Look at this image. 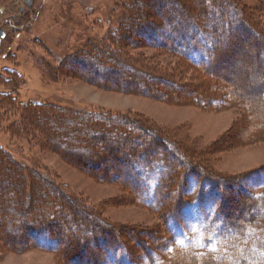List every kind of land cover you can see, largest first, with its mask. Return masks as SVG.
I'll return each mask as SVG.
<instances>
[{"label": "rangeland", "instance_id": "374dc122", "mask_svg": "<svg viewBox=\"0 0 264 264\" xmlns=\"http://www.w3.org/2000/svg\"><path fill=\"white\" fill-rule=\"evenodd\" d=\"M137 1L143 0H34L28 7L25 0H0V29L6 33L0 37V264H95L100 248L94 236L100 227L119 243L118 264H148L144 248L164 251L158 237L168 235V193H184V203L170 220L171 238L203 248L202 214H211L219 193L202 177L189 179L193 169L242 183L224 188V208L238 223L263 213L264 206L252 207L249 195L264 197V0H226L238 4L245 16L250 13L246 18L259 35L242 25L236 39L219 45L224 52L211 78L173 54L134 46L137 39L147 41L128 32L136 30L132 23L139 19L128 25L122 3ZM159 1L164 10L201 6V0ZM210 1L205 2L210 8L221 6V0L215 6ZM151 3L152 9L143 11L162 17L154 9L156 0ZM229 23L232 30L241 26L228 17L220 30ZM123 35L130 37L124 38L127 55L118 49ZM93 44L119 51L120 62L99 53L105 65L95 72L86 57ZM77 58L87 59L82 64ZM156 76L237 101L224 107H215L212 99L196 105L189 102L194 94L185 101L188 90L156 85ZM31 104L57 112L91 110L124 127L102 122L99 131L88 132L70 120L59 130L49 129L48 111L29 119ZM145 129L158 136L161 146L166 141L174 145L167 150L177 174L173 188L164 185L160 196L169 205L159 210L145 205L147 193L140 196L123 181L129 146L122 145L121 136L141 137ZM46 225L62 230L61 249L65 242L71 248L78 244L76 254L63 258L55 252L57 239L48 235Z\"/></svg>", "mask_w": 264, "mask_h": 264}, {"label": "trees", "instance_id": "16d2710c", "mask_svg": "<svg viewBox=\"0 0 264 264\" xmlns=\"http://www.w3.org/2000/svg\"><path fill=\"white\" fill-rule=\"evenodd\" d=\"M164 1L177 2L179 0ZM214 1L215 0L210 1L213 6H215ZM221 1L220 2L222 4H219L221 5L219 8H210L205 3L207 0H201L200 8L195 9L190 5H184L181 6L180 9H175L173 7L170 8L171 10H164L163 8L160 9L158 6L160 5L159 0H156V3L155 0L137 1V3L134 4L132 2H125L126 4L122 3L123 13L125 12L123 20L128 21L127 24L130 25L132 18L136 19L137 17V19H139L137 23H135L136 20L134 21L135 24L132 23V28L135 27L136 30L129 29L128 32H134L138 38L144 37L147 43H142L137 39L134 46L153 47L155 49L165 51V53L173 54L187 61L205 77L211 78L213 77V73H216V68L218 67L217 62H220L222 58L221 53L223 51V47L228 44L227 42L232 41L233 38L236 39V32L243 28L242 25L249 27V29L253 30L256 35H259L254 25L248 21V18H251L249 15L250 13L246 14L248 17L246 18L244 10L239 9L238 4L232 1ZM151 2L156 4L154 9L157 7L158 14L162 17L158 18L154 16L156 14L153 15L150 12L143 11L152 4ZM150 9H152L151 6ZM217 14L223 15V17L219 19ZM133 15H135V17H133ZM228 17L235 18V21L237 19V23L239 24L240 22L239 25L241 26L238 29L235 27V29L232 30L233 26L229 23V27L227 29L220 30L223 27L222 24L228 20ZM233 25H235V23ZM127 29L128 28H126V30ZM128 37L129 36L127 35H123L121 37V41L123 40V42L126 43L124 38L126 39ZM154 40L156 43H151L152 41L154 42ZM117 41L120 42L119 40ZM125 43L122 44V47H118V49H121L122 52L127 55L125 48L128 44ZM219 45L223 46L221 50H219ZM93 46L89 50L90 52L88 51L86 54V57H91L90 60L88 59V63L93 66L95 72H98L97 67H103L105 65L102 63V58L98 56L99 53L102 56H107L106 54L108 53V56L112 57L115 61L120 62L119 58L116 57L119 51H111V47L108 48L107 45H102L100 49L95 48L99 46L97 44H93ZM77 59L82 64H85L87 58ZM84 66L87 67L86 65ZM110 70L111 68L106 69V76L109 74L107 72ZM118 71L119 70H115L113 72L115 73ZM143 73L146 72L144 71ZM146 75L151 74L146 73ZM152 80H156V85L157 83H165L178 88V90H188V92L184 94V100L186 101L187 98L194 94V96H192L193 99L189 100V102L196 105H199L200 103L204 106V104L206 105L207 100L211 99L215 107H221L223 105L230 106L233 105L234 101H237L235 98H230V95H226V93H223L221 98H216V92L215 94L212 93V95H209L211 94L209 91L204 93L190 86L187 87L166 81L161 76H156V78H152ZM155 91L159 93L158 89ZM145 92L147 95L151 93L154 95L153 92L150 93L147 90ZM261 103L264 105V89L262 90ZM249 106L250 105H248V107ZM30 107L32 110L28 116L29 119L30 117H36V114L34 113H37V111H48L46 113V123L49 129L59 130L61 129V126L68 125L70 120L75 122L78 121V124H83L82 127L86 128V131L88 132L99 131L101 129L100 123L102 122L112 121L114 123V127H124L123 125L117 123L116 120H113L111 116H107V118L105 117L106 115L94 113L91 110H83L84 113H81V109H77L76 111L59 109V112H57L53 106L45 107L44 104H31ZM110 128L112 129L113 127L110 126ZM140 128L141 127L138 126V129ZM77 131L79 130L74 129L75 133ZM108 132L106 133L108 134ZM147 132L149 134H146ZM66 133H68V131ZM144 134V136L141 134V137L139 135L132 139H125L126 137L121 136L122 145L124 143H128L129 146L128 153H124L125 156L123 164L125 171L123 174L128 178L123 179V181L129 185L131 184V187H134L140 196H144L141 193H147L145 195L146 200L144 199V203L146 206L154 210L167 207L169 205L168 201L172 199L171 206L167 207L165 211V215L168 220V235L166 234L165 236L158 237L161 249L164 251L158 254V252L151 247L144 248L148 264H215V262L222 264H249V261H251L252 264H264V211L260 215H254L255 218L252 220H246V222L245 220H242L241 223H238L224 208L223 201L226 198L224 190L225 185L234 187L235 185L242 184L236 179H234V181L229 179V181L227 178L222 179L221 177H211L199 170L193 169V173L190 174L189 177L187 176L189 179L194 176L202 177L204 181L211 185L214 192L219 193L218 200L216 201V204H214L215 208L213 210L211 209V214L209 216L205 213L202 214L203 248L197 247L189 241L181 243L176 239L174 240L171 238V236L173 237V233L170 228V220L174 214H177L180 206L184 203V198H182L184 197V193L178 195L180 197L173 195V193H168V201H164L160 195L164 194L163 189L165 184L170 185L172 188L174 187L172 185V180L174 174H177V172L176 170L173 172L175 168L170 159V156L173 154L172 152L170 154L167 150L168 145H174L171 144V142L166 141L165 144H162L161 146L162 142L158 139V136L155 133L153 134L149 129H145ZM165 152H167V154H165ZM167 169H172L171 171L173 176L168 177L169 174L167 173ZM252 174L250 175V179L253 176ZM248 176L249 175H246L244 177ZM177 194H180V192L178 191ZM249 197L250 201H252V204L254 205L252 207L256 208L259 205L264 206V197L256 195H249ZM44 228L46 229L48 235L57 239L58 244L56 243L55 252L61 251L63 258H68L70 253L76 254V251L79 249L78 244L71 248L70 246L72 245L69 243V246H66V242L64 241V245L68 250L66 248L61 249L60 246L63 243V235L60 233L62 232L61 229L57 228L56 225L55 227L52 225H46ZM33 229L29 230V233L32 235ZM104 229L105 228L100 227L96 230L97 233L94 236L95 241L97 240V243L95 244L96 248H100V250L95 253V255L97 254V257L93 263L118 264L117 255L119 251V243L113 237V233L109 234L107 230ZM70 230L66 235L68 238L69 234H72ZM86 247L88 248L90 246ZM108 252L110 255L109 257L107 256V261H103V255ZM151 252L156 255L157 258H155L154 255H151Z\"/></svg>", "mask_w": 264, "mask_h": 264}, {"label": "flooded vegetation", "instance_id": "af4514ba", "mask_svg": "<svg viewBox=\"0 0 264 264\" xmlns=\"http://www.w3.org/2000/svg\"><path fill=\"white\" fill-rule=\"evenodd\" d=\"M28 1L31 3L29 4ZM34 0H25V3L28 7H31L32 6V3H33ZM26 11V7L22 6L21 7V12H25Z\"/></svg>", "mask_w": 264, "mask_h": 264}, {"label": "water", "instance_id": "95a60500", "mask_svg": "<svg viewBox=\"0 0 264 264\" xmlns=\"http://www.w3.org/2000/svg\"><path fill=\"white\" fill-rule=\"evenodd\" d=\"M29 4H31L29 1H28ZM6 35L4 29H0V37H4Z\"/></svg>", "mask_w": 264, "mask_h": 264}, {"label": "snow or ice", "instance_id": "6c2138e0", "mask_svg": "<svg viewBox=\"0 0 264 264\" xmlns=\"http://www.w3.org/2000/svg\"><path fill=\"white\" fill-rule=\"evenodd\" d=\"M192 230L194 231L195 229L193 228Z\"/></svg>", "mask_w": 264, "mask_h": 264}]
</instances>
